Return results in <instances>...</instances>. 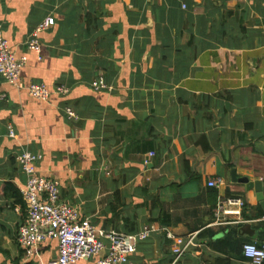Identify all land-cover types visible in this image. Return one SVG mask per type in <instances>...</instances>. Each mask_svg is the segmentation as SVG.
Wrapping results in <instances>:
<instances>
[{"label": "crops", "instance_id": "0c3cea01", "mask_svg": "<svg viewBox=\"0 0 264 264\" xmlns=\"http://www.w3.org/2000/svg\"><path fill=\"white\" fill-rule=\"evenodd\" d=\"M48 18L39 59L27 42ZM0 23L28 55L25 86L69 90L43 102L0 83V264L58 255L49 240L25 263L17 240L25 151L97 229L155 227L131 264H251L242 247L263 240L264 206L232 173L264 180V0H0ZM99 78L111 90H94ZM226 199L244 206L219 224ZM168 233L199 247L174 263Z\"/></svg>", "mask_w": 264, "mask_h": 264}, {"label": "built area", "instance_id": "2783aa9c", "mask_svg": "<svg viewBox=\"0 0 264 264\" xmlns=\"http://www.w3.org/2000/svg\"><path fill=\"white\" fill-rule=\"evenodd\" d=\"M51 23L52 19L48 18L27 42L28 50L36 53L39 59H41L42 46L38 35L48 30ZM28 62L27 54L19 55L11 48L0 23V83L4 81L19 89H25L31 98L43 102H48L53 95L65 96L69 93V90L64 87H57L52 91L44 83H30L25 86L21 77ZM92 87L96 91L111 90L103 78L94 81ZM4 98L5 95L0 93V102ZM67 114L70 117H76L70 109H67ZM10 136L15 138L13 130H10ZM150 155L154 156L153 153ZM40 160H42L41 155L30 151H25L17 157V162L27 176L25 186L20 188L27 216L17 236L18 243L24 251L25 263L39 254L40 246L44 242L54 240L58 243V255L48 264H78L81 261L90 260H97V264H131V256L136 254L141 242L149 239L155 227L145 226L133 234L97 229L88 219H81L77 208L61 201L58 181L38 174L35 165ZM223 183L221 178H217L209 182V187L221 188ZM262 184L264 194V180ZM227 206L243 207L244 203L235 199L219 201L215 210L219 224H224L223 216L229 213L226 210ZM261 222L264 228V217ZM167 238L173 241L171 251L174 263L187 255L191 249L199 247L197 234L181 238L168 233ZM242 253L251 264H264V237L261 242L244 244Z\"/></svg>", "mask_w": 264, "mask_h": 264}, {"label": "water", "instance_id": "95a60500", "mask_svg": "<svg viewBox=\"0 0 264 264\" xmlns=\"http://www.w3.org/2000/svg\"><path fill=\"white\" fill-rule=\"evenodd\" d=\"M233 174V180L234 182H237L239 184H243L246 185L247 190H255V192L257 193V198L258 200L263 204L264 206V194H263V184L262 181H258V182H250L248 178H240L237 179L236 178V173L235 171L232 173Z\"/></svg>", "mask_w": 264, "mask_h": 264}, {"label": "trees", "instance_id": "16d2710c", "mask_svg": "<svg viewBox=\"0 0 264 264\" xmlns=\"http://www.w3.org/2000/svg\"><path fill=\"white\" fill-rule=\"evenodd\" d=\"M21 196V195H20ZM21 203L23 204V202H22V196H21ZM25 206V205H24ZM25 208H26V206H25Z\"/></svg>", "mask_w": 264, "mask_h": 264}]
</instances>
